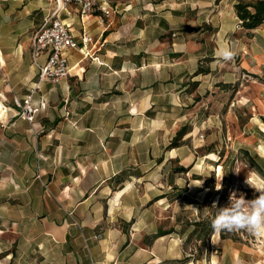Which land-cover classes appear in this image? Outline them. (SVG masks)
I'll return each mask as SVG.
<instances>
[{
  "label": "rangeland",
  "instance_id": "374dc122",
  "mask_svg": "<svg viewBox=\"0 0 264 264\" xmlns=\"http://www.w3.org/2000/svg\"><path fill=\"white\" fill-rule=\"evenodd\" d=\"M129 1H113L117 40L100 69L83 55L100 94L72 80L75 101L40 112L19 148L0 121V264H66L64 228L80 227L74 203L97 160L101 235H164V264H264V236L211 228L231 191L251 200L246 181L264 187V23L245 29L219 1Z\"/></svg>",
  "mask_w": 264,
  "mask_h": 264
},
{
  "label": "crops",
  "instance_id": "0c3cea01",
  "mask_svg": "<svg viewBox=\"0 0 264 264\" xmlns=\"http://www.w3.org/2000/svg\"><path fill=\"white\" fill-rule=\"evenodd\" d=\"M111 1H109V11H112L113 15L118 12V5L113 3L114 0ZM212 1H214V6L217 1H219L220 7L224 4V6L229 5L228 8L234 14V5L240 0ZM137 2L139 1L130 0V4L125 8L135 5ZM179 2L195 4L196 0H175L174 4L177 5ZM149 5L153 6L149 2L146 4V8ZM53 7V0H0V94L6 98L10 106L14 96L22 98L37 81V68L32 63L31 56V38L33 32L49 15ZM110 12L108 16L110 18L104 20V14L100 11L82 17L73 6L61 11L60 18L69 25L72 33L79 39L82 35H86L91 38V41L82 49L68 52L69 78L57 84L43 82L34 92L32 102L34 105H41L40 112L44 111L47 115L50 108L62 102L70 107L75 101L71 82L77 78L87 80L88 87H90V91L86 92L88 97L90 94L98 93L96 91L100 86V70L95 72V70L82 68L85 62L83 55L88 53L91 57L94 55L93 62L100 69L101 48L104 51L115 48L117 40L115 32L109 31L110 24L113 23L110 20L112 18ZM136 19L138 24L142 20V26H145L146 17ZM139 26L142 27L140 24ZM79 54L82 57H79ZM43 58L44 56H40L39 60L42 61ZM102 60L103 63L106 62V56ZM0 108V119H2L7 113L4 112L1 101ZM15 114L16 110L11 106L8 110V120L4 121L2 126L6 131L5 138L18 144L19 148L21 139L23 141L25 138L28 141L32 140L38 124L35 122L38 115L32 122H28ZM86 172V176L94 173L96 181L93 185L83 187L81 198L74 203V208L77 210L75 217L76 221L80 223V227H75L73 221L67 222L65 225L62 238L66 264H164L158 256L162 253L163 248L157 245L165 242L164 235H158L153 238L152 243L146 244L137 240L139 231L135 229L129 235L117 230H109L108 233L100 234V160L90 167L88 166ZM80 210L81 213H79ZM55 232L50 229L49 235L55 238ZM165 250H167L166 247ZM230 257L233 262V255Z\"/></svg>",
  "mask_w": 264,
  "mask_h": 264
},
{
  "label": "built area",
  "instance_id": "2783aa9c",
  "mask_svg": "<svg viewBox=\"0 0 264 264\" xmlns=\"http://www.w3.org/2000/svg\"><path fill=\"white\" fill-rule=\"evenodd\" d=\"M54 7L41 25L33 32L31 38L32 63L37 68V81L28 93L22 98L14 96L11 106L16 110L15 116L21 117L28 122H32L41 111V105H34L32 102L33 94L39 89L43 82L57 84L66 79L69 74L68 52L71 50L82 49L91 38L82 35L79 39L71 28L60 18V13L69 6H73L80 16L90 15L95 11H100L108 15L109 1L111 0H53ZM44 56L40 61L39 57ZM5 117L0 119L3 123L8 117L10 105L4 96L0 94ZM9 106V107H8Z\"/></svg>",
  "mask_w": 264,
  "mask_h": 264
},
{
  "label": "clouds",
  "instance_id": "9594fccd",
  "mask_svg": "<svg viewBox=\"0 0 264 264\" xmlns=\"http://www.w3.org/2000/svg\"><path fill=\"white\" fill-rule=\"evenodd\" d=\"M221 55L225 60H231L235 53L224 49ZM246 183L253 187L259 195L249 200L245 198L243 193L238 194L236 190L231 191L229 203L227 206L218 208L211 221L213 233L243 231L252 236H264V187H254L248 180ZM219 185V187H216L217 190L221 188L220 183ZM213 207L216 208L215 203Z\"/></svg>",
  "mask_w": 264,
  "mask_h": 264
},
{
  "label": "trees",
  "instance_id": "16d2710c",
  "mask_svg": "<svg viewBox=\"0 0 264 264\" xmlns=\"http://www.w3.org/2000/svg\"><path fill=\"white\" fill-rule=\"evenodd\" d=\"M235 13L240 26L245 29H254L264 23V0L238 1L235 5ZM222 238L235 239L232 236L220 233Z\"/></svg>",
  "mask_w": 264,
  "mask_h": 264
}]
</instances>
